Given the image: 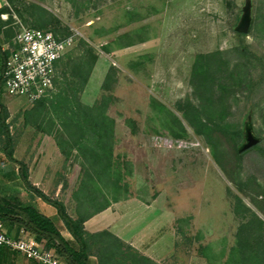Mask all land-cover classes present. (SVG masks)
<instances>
[{"label":"rangeland","instance_id":"374dc122","mask_svg":"<svg viewBox=\"0 0 264 264\" xmlns=\"http://www.w3.org/2000/svg\"><path fill=\"white\" fill-rule=\"evenodd\" d=\"M6 2L15 36L49 21L59 36L79 30L97 57L80 101L93 106L105 98L114 122L111 173L121 172L126 187L95 182L102 203L121 211L116 236L137 245L144 259L133 255L129 264H249L242 248L264 223L257 207L264 201V0ZM246 7L250 26L241 33ZM239 46L248 54L232 82V64L218 54ZM72 51L61 63L68 75ZM57 95L55 89L42 108L21 100L23 110L8 125L31 183L54 177L38 187L52 198L58 192L76 217L74 193L87 164L70 147L82 131L64 122ZM196 115L239 133L235 150L230 141L198 134ZM248 138L255 144L239 152ZM133 222L143 223L130 231Z\"/></svg>","mask_w":264,"mask_h":264},{"label":"trees","instance_id":"16d2710c","mask_svg":"<svg viewBox=\"0 0 264 264\" xmlns=\"http://www.w3.org/2000/svg\"><path fill=\"white\" fill-rule=\"evenodd\" d=\"M70 1L75 4L73 0ZM4 12H9L8 7L0 9V14ZM56 25V23L45 21L41 24L37 23L35 29L54 33ZM54 34L59 36L56 33ZM68 34L61 35V37ZM72 50L67 59L68 65L73 70L68 75L61 69L64 56L57 64L55 89L58 91L56 99L62 101L60 111L64 122L74 125L82 131V136L74 146L70 147V150L80 154L83 162L87 164V167L84 163L82 164V178L74 193L80 208L76 213V217H72L68 213L65 204L61 200L50 197L30 182L27 165L23 161H16L13 158L12 146L15 138L10 134L9 125L6 124L8 115H6L7 112L4 108L0 115V134L6 145L5 154L10 161L19 166L20 177L26 191L56 209L58 217L71 235L72 241L65 239L53 221L38 212L32 204L24 205L16 197H0V221L7 220L18 223L45 250L56 253L65 264H91V258L93 257L96 259V264H129L131 256L140 257L131 245L109 230L89 233L84 226L87 220L110 206V201L102 203L105 194L96 185L101 183L106 184L108 187L120 189L123 186L126 187V185L122 183L123 174L121 172L117 173L115 177H112L111 173L114 122L106 113L105 98L98 100L93 106L84 105L80 101V95L87 85L97 57L94 55L93 50L82 40H79ZM75 51L77 55L73 58ZM247 54L248 49L246 46L235 47L232 50L218 54V57L227 56L226 63L228 66L232 64V69L228 67L232 82L239 80L241 65L245 64ZM46 101L47 99H43L36 102V108L44 107ZM186 104L192 111H196L197 107L195 105L190 102ZM178 106L182 110L181 105ZM195 120L199 124L198 134L206 132L212 137L230 141L235 150L240 134H227L221 119L214 120L205 117L202 119L200 115H196ZM62 152L65 153L64 149H62ZM235 153L237 155V152ZM96 177L101 178L100 183L95 182ZM239 191H242V189H239ZM257 207L264 213V201L259 202ZM242 250L249 264H264V223H261L260 233L257 234V237L243 247Z\"/></svg>","mask_w":264,"mask_h":264},{"label":"built area","instance_id":"2783aa9c","mask_svg":"<svg viewBox=\"0 0 264 264\" xmlns=\"http://www.w3.org/2000/svg\"><path fill=\"white\" fill-rule=\"evenodd\" d=\"M81 38L77 29H71L67 36L61 37L50 31L23 28L5 48L0 77L2 91L30 104L49 98L55 91L58 62ZM22 234L19 238L9 237L0 221V245L40 264H65L56 253L45 250L33 236Z\"/></svg>","mask_w":264,"mask_h":264},{"label":"crops","instance_id":"0c3cea01","mask_svg":"<svg viewBox=\"0 0 264 264\" xmlns=\"http://www.w3.org/2000/svg\"><path fill=\"white\" fill-rule=\"evenodd\" d=\"M7 7L6 0H0V9ZM9 12H4L0 14V77L3 69L4 60L6 57L5 48L11 43L13 38L15 37V26L17 25V21H9ZM22 99H16L7 96L0 87V115L2 109L4 108L7 112L8 118L6 119V124H9V120L13 115H18L19 112L23 110V102ZM10 131V130H9ZM12 135V132L10 131ZM13 147V158L16 161H22L20 157H18L19 151H21V146L14 141ZM6 145L5 142L1 138L0 134V197H16L18 198L22 204H32L38 212L48 217L53 221L55 226L59 229L61 235L67 239L72 241L71 235L68 233L64 224L58 217L56 209L50 204L42 201L40 198L34 196L33 194L26 191L24 187V183L20 177L19 166L10 161L7 155L5 154ZM25 163V162H24ZM54 177H48L46 180L44 178L36 179V183H32L37 186L41 182L50 183ZM30 180V178H29ZM31 182V181H30ZM39 188V187H38ZM45 194L48 195L44 190H42ZM58 192L54 195V198L57 199ZM131 206V205H130ZM129 206V207H130ZM128 207V208H129ZM144 210V209H143ZM146 210V209H145ZM144 210V211H145ZM121 211L117 209L116 204H112L106 210L98 213L93 216L89 220H87L84 224L87 232L95 233L104 229H109L115 235L118 231V221H120ZM2 223L5 226L6 232L11 238H19L22 237V232L26 235H29L22 226L15 222H9L7 220H3ZM131 223V222H130ZM129 223V224H130ZM143 222H133V228L130 231L136 230L137 225L139 227L142 226ZM141 230L146 231L147 226L142 228ZM118 236V234H117ZM122 238V237H120ZM132 246L137 248L138 246L130 243ZM0 264H40L37 261L32 259H28L22 254L9 249L4 245H0ZM91 264H96V260L91 258Z\"/></svg>","mask_w":264,"mask_h":264},{"label":"water","instance_id":"95a60500","mask_svg":"<svg viewBox=\"0 0 264 264\" xmlns=\"http://www.w3.org/2000/svg\"><path fill=\"white\" fill-rule=\"evenodd\" d=\"M248 10H249L248 7H246L244 9V16L241 19L240 26L237 29L241 33H247L248 29H249V26H250V17H249ZM255 142H256L255 140H252V139L250 140V138H248V143L242 149H240L239 152H243V151L247 150L248 148L253 146L255 144Z\"/></svg>","mask_w":264,"mask_h":264}]
</instances>
